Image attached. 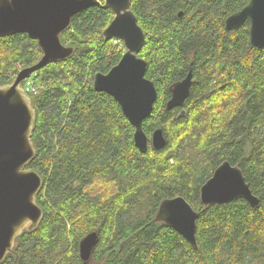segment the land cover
<instances>
[{
    "label": "trees",
    "instance_id": "trees-1",
    "mask_svg": "<svg viewBox=\"0 0 264 264\" xmlns=\"http://www.w3.org/2000/svg\"><path fill=\"white\" fill-rule=\"evenodd\" d=\"M249 2L131 0L146 34L139 55L158 90L143 127L149 138L162 128L168 140L160 150L150 141L146 152L119 102L93 84L125 52L103 36L114 11L92 5L75 15L62 35L75 53L31 75L37 151L27 167L44 179L43 217L0 264H85L80 242L92 231L88 264H264V47L252 45L249 21L226 29ZM42 55L27 33L0 36V85ZM190 72V95L168 109ZM225 160L243 169L259 206L202 204L201 186ZM179 195L200 211L197 246L155 221L160 203Z\"/></svg>",
    "mask_w": 264,
    "mask_h": 264
},
{
    "label": "water",
    "instance_id": "water-1",
    "mask_svg": "<svg viewBox=\"0 0 264 264\" xmlns=\"http://www.w3.org/2000/svg\"><path fill=\"white\" fill-rule=\"evenodd\" d=\"M131 4V0H0V36L27 33L38 41L43 51L38 62L22 68L10 82L0 85V262L13 251L17 237L24 230L37 227L43 217L37 194L44 179L36 169L27 167L37 151L32 139L36 110L23 81L47 64L65 60L75 53L73 46L62 41V35L79 12L92 5L114 11V19L103 31V36L106 40L122 41L125 52L107 73H96L93 84L119 102L135 127L134 140L140 151L146 152L150 141L157 150L167 146L163 129L155 130L149 138L143 127L144 120L153 111L158 90L155 82L146 76L147 61L138 55L146 34ZM247 21L250 22L252 45L263 48L264 27L260 25L264 23V0H250L243 9L230 15L226 19V29H238ZM192 78L190 72L175 84L168 109L183 105L190 94ZM200 195L205 207L240 198L254 207L260 204V198L246 182L242 169L229 160L216 167L201 186ZM199 216L200 211L179 195L160 203L155 221L167 223L197 246ZM98 237V232L92 231L80 242V256L85 264L93 256Z\"/></svg>",
    "mask_w": 264,
    "mask_h": 264
},
{
    "label": "built area",
    "instance_id": "built-area-1",
    "mask_svg": "<svg viewBox=\"0 0 264 264\" xmlns=\"http://www.w3.org/2000/svg\"><path fill=\"white\" fill-rule=\"evenodd\" d=\"M25 90L29 93H38L39 89L33 78H28L25 85Z\"/></svg>",
    "mask_w": 264,
    "mask_h": 264
},
{
    "label": "bare ground",
    "instance_id": "bare-ground-1",
    "mask_svg": "<svg viewBox=\"0 0 264 264\" xmlns=\"http://www.w3.org/2000/svg\"><path fill=\"white\" fill-rule=\"evenodd\" d=\"M146 42V41H145ZM144 45H145V43H144ZM144 45H143V47H144ZM143 47H142V49H143ZM142 49L139 51V53H138V55L140 54V52L142 51ZM140 56V55H139ZM141 57V56H140ZM141 58H143V57H141ZM28 79V78H27ZM27 79H25L24 81H25V83L23 84V86H24V88H25V85H26V83H27ZM23 81V82H24ZM190 95V94H189ZM188 95V96H189ZM188 98V97H187ZM171 100V98L168 100V102ZM168 102H167V104H168ZM184 104V103H183ZM182 106V105H181ZM178 107H180V106H178ZM162 129V128H161ZM239 166V165H238ZM239 168L240 169H242L240 166H239ZM242 171H243V169H242ZM243 174H244V171H243ZM244 176H245V174H244ZM245 178H246V176H245ZM246 182L248 183V181H247V179H246ZM249 184V183H248Z\"/></svg>",
    "mask_w": 264,
    "mask_h": 264
},
{
    "label": "rangeland",
    "instance_id": "rangeland-1",
    "mask_svg": "<svg viewBox=\"0 0 264 264\" xmlns=\"http://www.w3.org/2000/svg\"><path fill=\"white\" fill-rule=\"evenodd\" d=\"M102 1H104V0H102ZM120 43H122V41H120V40H115V41H114V44H115V45L121 46ZM123 45H124V44H123ZM93 81H94V80H93ZM38 89H39V87H38ZM38 93H39V92H38ZM38 93H33V94L35 95V94H38ZM208 179H209V178H208ZM208 179H207V180H208ZM204 183H205V182H204ZM196 210H197V209H196ZM3 261H4V260H3ZM3 261H2V262H3ZM0 263H1V262H0ZM92 264H94V263L92 262Z\"/></svg>",
    "mask_w": 264,
    "mask_h": 264
},
{
    "label": "snow or ice",
    "instance_id": "snow-or-ice-1",
    "mask_svg": "<svg viewBox=\"0 0 264 264\" xmlns=\"http://www.w3.org/2000/svg\"><path fill=\"white\" fill-rule=\"evenodd\" d=\"M119 23V22H117ZM260 27H264V23H261ZM129 44L131 45V39L129 38Z\"/></svg>",
    "mask_w": 264,
    "mask_h": 264
}]
</instances>
